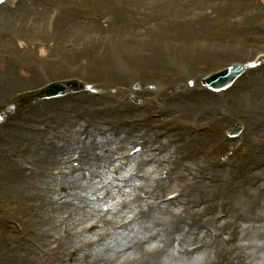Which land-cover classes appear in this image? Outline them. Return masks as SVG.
<instances>
[{
    "label": "bare ground",
    "instance_id": "6f19581e",
    "mask_svg": "<svg viewBox=\"0 0 264 264\" xmlns=\"http://www.w3.org/2000/svg\"><path fill=\"white\" fill-rule=\"evenodd\" d=\"M248 1L63 0L64 7L61 18L64 19L73 18V15L69 13L70 7L65 5L100 4L104 16V20H101L105 28L100 29L98 24H86L73 19L71 23L63 25L62 29L57 32L59 16L55 23V35L51 42L57 43L59 48L62 47L57 59L64 61L66 68H58L60 72L56 70L61 74H67L70 72L68 68L77 72V67H79L78 73L82 76L88 74L86 78L95 76L93 75L95 73L106 72L110 75L111 81L122 85L132 84L130 80L136 76L135 80L139 78L144 82V89L156 88L154 92L145 91L142 94V98H145L147 102L162 108V111L159 110L160 114H163L162 118L159 121H153L154 124L151 125V128L155 129L156 125L167 124L170 115L174 117V119L171 118L174 120L172 126L177 127V133L183 138L180 146L192 152V159L182 163L181 169L173 175L177 177V186L185 187L190 198L187 199V211L184 215L175 213V203L159 206L154 205L153 201L149 203L147 201L139 202L137 205L135 202L130 204L123 202L121 208H118L117 200L119 198L116 196L118 183L109 178L111 173L115 176L120 173L112 169L114 166L112 152L115 149L113 145L117 141L112 136L102 140L101 146L96 148L101 156L96 165L88 164V167L93 169L91 179H88L87 175H83L82 170L87 167L83 159L80 160L83 162V166L77 165V171L72 178L58 179L52 176L49 170H43V167L58 164L61 160V153L60 151L45 152L43 144L49 135H63L65 126L70 127L72 120L69 115L64 116L62 114L59 103L53 102V105L46 103L40 108L37 107L26 115L19 116L16 120L30 122L28 130L20 123H13L9 127L3 124L0 126V152L3 151L0 153V200L7 199L5 204L8 203L11 207L18 209L16 213L13 212L16 218L21 223H24L25 216L33 218L36 228L41 231L40 239L43 241H46V234L43 231L51 229L52 232L49 233L50 237L46 242L49 247L52 245L50 240L55 229L52 227L53 221L62 218L61 214L59 216V212L54 206L44 211H25L19 203L22 195L47 198L56 190H62L63 194L68 197L64 192L66 190L72 192L74 199L72 202L75 206H72L71 213L74 214V218L71 220V225L78 227L88 223L82 230L90 235L96 232L101 234L100 236L106 237L108 230L103 231V227L109 229L112 225L111 221L129 219L128 216L123 218V213L129 210L135 212V219L130 226L125 228L122 225L123 229L115 233V239H108L95 248L84 247V238L76 235V233L75 239H71L74 233L64 234L63 240L57 243V249L54 251V261L47 264H221L220 258H223L227 264H263L261 260L264 259V191L260 192L257 185L260 182L264 184V169L257 171L254 170V167L256 161L264 160V151L255 145L256 141L262 145L264 139V93L261 94V91H264V76L261 81L256 76H251L248 82H244L243 76L231 90L220 94V99H223L221 110L224 108L225 111L217 112L206 122L209 128L215 131L212 135L206 132L199 136H192L191 139L187 138L184 136L188 131L184 125L183 116L186 110L203 116L204 103L213 107L212 104L216 103L218 98H214L206 90L195 89L190 92L179 90L182 98L171 97L167 100L168 102L160 100V97L166 93V89L162 90L161 87L165 79H168L166 81L170 86L190 85L191 79L198 77L192 64V60H196L197 57L202 56L203 60L212 62H224L230 57L236 58L240 63L251 62L249 49L256 48V45L264 47V34L259 33L256 27V24L264 19V8H261L257 16L252 18L245 9ZM197 4L208 7L206 17L201 18L198 23L184 21L182 19L183 10L188 6ZM130 8L137 10L143 17H146L141 28L121 27L120 21L129 14L126 10ZM238 10L244 14L233 12ZM252 10L250 9V12ZM45 11L46 8L42 6H38L34 12L26 11L24 4H21L17 12L21 19L32 17L34 19L32 27L28 30L26 27L16 29L13 22L10 23L8 19L0 15V28L8 29L13 40L18 43L24 42L26 38L38 39L45 33V30L41 28L42 14ZM228 11L231 12L225 14ZM194 17L195 15L191 19ZM162 18L169 20L165 27L157 24V20ZM16 19H18L17 16ZM238 23H242L244 26L242 30H238L236 25ZM246 28L253 31L251 35ZM82 30L100 31L99 42L95 44V41H91L90 35L86 33V36H83L86 42H83V46L79 50L80 44L78 46L75 44L79 43H76V39L80 40L84 34L81 33ZM111 30L112 32L109 34L108 31ZM129 30L132 31V34H140L139 36L142 38L138 39L136 35L132 34L127 35V37L123 36L124 33H129ZM72 33L75 34L73 40H71ZM226 37L231 39L228 44H225L223 40ZM240 40L243 42L239 43ZM192 48L199 53H193ZM260 52H264V50ZM27 70L33 72L37 83L42 82L45 73L46 76L54 74L52 71L45 72L42 68L31 67L27 58L14 55L13 45L9 46L5 43L3 45L0 41V71H3L4 74L3 81H0V100L12 88H18L16 87L17 80L12 78L14 74L22 75ZM188 81L190 82L188 83ZM123 94L130 96L131 93L125 92ZM232 95L240 96L239 106L233 107V105L225 104V99ZM112 104L114 105L110 99H95L89 117L92 121H97L99 106L104 105V114L114 116V120L115 113L113 111L116 109L115 105L113 108ZM56 106L58 108L55 111L47 108ZM42 113L56 117V122L53 125L47 123L49 128L45 134L38 131L36 125V120H43ZM129 113L136 114V107L129 109ZM7 122L11 121L7 119ZM241 122L245 123L246 129L238 138L237 146L241 148L239 158L237 153H232L231 157H227L230 160L229 164L220 171L215 170L208 163L202 162L201 167L206 165V171L213 174L211 175L213 182H206L203 180L204 170L198 165L200 158L196 157V154L200 153L209 141L220 140L219 136L222 129ZM137 130V127L130 126H124L121 129L122 136L127 138L125 143ZM150 136H153L151 129L148 131L147 138ZM64 138L68 140L67 146L64 147L63 143L59 144L63 151H70L71 146L79 141L72 137L67 138L65 136ZM23 139H26L25 143ZM150 141L153 142V140ZM106 144L108 145L107 150L102 147ZM231 144L223 145L217 153L224 155L225 149L230 148ZM9 145L10 147L6 151ZM118 147L120 148V146ZM243 147L246 148L247 154L250 153V157H242ZM24 150H31V153L28 154ZM35 150H39V152L34 154ZM87 153L95 152L88 149ZM153 157L152 155L147 157L148 161L142 157L135 158L137 164H146L147 168L144 169L143 174L137 173V176L133 173H123L120 175L121 180L129 184L130 188L137 190L144 188L145 183H148L146 179H150L151 176V173L148 172H153L151 160H154L153 165H157L155 161H160ZM19 159L26 163L29 160L28 166L39 167V170L37 168L33 172L28 171L25 177L20 179V175L13 169L14 167L25 168ZM206 159L209 160L208 157ZM254 160L255 163H253ZM236 161L240 165L235 171L230 163ZM1 164H6L7 167ZM156 167L159 169V166H155V170ZM239 170L240 172H238ZM213 177H221V180H215ZM225 178H227V182H225ZM230 180L236 181V183L229 188L230 194L225 197L223 193ZM167 185L162 182L157 185L154 191H148L147 193L151 194L149 200L161 193L170 191L172 188ZM149 188V186L145 187L147 190ZM85 189H87V196L84 195ZM128 191H125L124 194ZM194 199L198 201L196 205L200 208L197 211L193 210ZM257 199H260L258 205ZM226 203L227 206H225ZM65 207L71 208L68 205ZM218 208L220 211L225 210L222 221L214 218V209ZM188 217L203 219L204 221L192 227L183 225ZM155 220L160 224L166 222V226H170L169 231L159 230V223H154ZM205 222L216 227L217 237L214 239L208 237V229H203L204 226L201 224H205ZM156 224L158 225L156 226ZM73 226L68 225L67 228ZM55 232H59V230L56 229ZM148 232L153 237L140 240V242L143 241V244H147L146 246H140L139 241L132 239L136 235L147 234ZM11 233L12 229L7 223L0 227V259L3 260L0 264H39V257L36 259L37 253L34 249L28 250L22 246L23 243L14 252L6 250L4 240L9 238ZM56 234L57 237H60L62 233ZM118 237L120 238L119 242L117 241ZM196 245H199L198 251L194 249ZM187 248L191 250L192 254L186 250Z\"/></svg>",
    "mask_w": 264,
    "mask_h": 264
},
{
    "label": "rangeland",
    "instance_id": "374dc122",
    "mask_svg": "<svg viewBox=\"0 0 264 264\" xmlns=\"http://www.w3.org/2000/svg\"><path fill=\"white\" fill-rule=\"evenodd\" d=\"M8 1H12V0H8ZM42 1L43 0H20V4H24L25 10H29L30 7L35 8V10H36L37 6H41V5H44L47 8L46 9L47 11L43 12V14H42L41 28L44 29V24H45V20L47 18V15L52 14V13H56V11L51 8L52 5H54V3H56L58 1L59 5H61L60 11H62V12H63L64 5L62 4V0H45V2L48 3V4H44ZM98 5H100V4H98ZM100 8H101V6H95V7H93V6L86 7V6H83V5L80 6V7L71 6L69 8V13H71V15H73V18L72 17H68L66 19H64V18L60 19L58 26H59L60 29H62L63 25H65L67 23H71V21L73 19L77 20V18L79 19V17L82 18V20H83L82 22L83 23L89 24L93 20V15H97V14H99L101 12ZM258 8H264V0H250L247 3V6H246L245 9H247L248 14L250 15V9H257L258 10ZM207 11H208V7L207 6H201V5H198V4L197 5H193V6H188L187 8H185L183 10L182 17L185 19L186 22H192L191 17L193 15L197 16L199 13L207 12ZM229 12H231V11H228L225 14H227ZM233 12L243 13L244 14V12H242L240 10L233 11ZM8 14H9V12H8ZM0 15L3 17L1 12H0ZM140 17L143 18V16L140 15V13H137L136 11L131 9L129 11V14H127L124 18L121 19V21H120L121 27H128V28L133 27V19H140ZM26 20L27 19H24V20L21 21V19L17 20L16 18L14 19L13 17L9 16V21L14 23V27H16V29L19 28L21 26V24L24 26ZM31 20L33 21L34 19L31 18ZM79 20L81 21V19H79ZM259 24L260 25H264V20L263 19L260 20ZM81 33H84V30H82ZM251 33L252 32L250 31L249 34H251ZM130 34H132L131 30H129V33H127V34L124 33L123 36L127 37V35H130ZM132 35H136V38H138V39L142 38L141 36H139L140 34H138V33H133ZM83 36H86V32L80 37L83 41L81 39L80 40L76 39V43L77 42H79V43L75 44V46H78V44H81V47H82L83 42L84 43L86 42V39L83 38ZM90 36H91V39L93 41H95V43H98V40L100 38V34H98L95 31H92L90 33ZM74 37H75V34L72 33L71 34V40ZM11 38H12V36L10 35L8 29L0 28V41H1V43L3 45H4V43L6 45L8 44L9 46L13 45L14 55L15 56L27 58L28 64L31 67H33V68H42L45 72L46 71H48V72L52 71L54 74L46 76V73H45L41 83H37V79L34 78V76L32 74L33 73L32 71L30 72V71L27 70V72L23 73L22 75L14 74V76L12 78L17 80L18 83L16 84V87H18V88L17 89L12 88L11 90H9L4 95V97L0 100V105H2V102L4 100L10 99L13 96L14 93L21 92L24 89L37 90L38 88H45L47 85L52 84V83H63V82H66V81H75L76 80L77 82L86 84L89 87L91 86V88L92 87L95 88L98 85L103 84L104 85V89H101V90H104L106 92L104 97H101V96L90 97L91 94L86 96V94L84 92L81 93V94H71L68 97H66L65 100H63V101H61L59 103L60 107L62 109V114L64 116L69 115L71 120H72V122L70 124V127L64 129V134H63L64 137L65 136L67 138L72 137V138L77 139L79 141H76L78 143L77 144H73L71 146V148H70L71 150L70 151H63L62 146H60L59 144L63 143L64 147H66L67 144H68V140H66L63 137V135H58V136L49 135L48 139L43 144L45 152H47V151L59 152L60 151L61 154L60 153L59 154L61 155L60 156L61 160H60V162L58 164H54V165L48 166V167H46V166L43 167V170H49L50 174H53L54 170L55 171H59V167H63V168L65 167V165L63 166L61 164V162L65 163L66 160L73 159L74 162L76 160L78 162V163L77 162L76 163L78 165H80V166H83V162L86 164L87 167L84 168L83 170L89 176L88 179H91L90 176H92L91 173L93 172V169H90L88 167V164L92 163V164L96 165V163L101 159L100 158L101 156H100L99 152L96 150V148L101 146V141L102 140L110 138L109 136L104 135L102 132L104 130L108 129V128L112 131L113 128H114V126L112 127V126H110V124H108L109 125L108 128H105L106 121L107 122H112V123L116 122V121H119V122L121 121L123 123V125H124V123H125V122H123L124 120H127L128 118H131V117H136L138 115L139 124L141 122V123H143L145 125V129L143 130L145 138H143V141L146 140L147 148L143 149L145 151L144 158L149 157L150 155H152V156H155L156 160H160V161H155L157 165H153L154 160H151V166H152L153 172H148V173H152V179H146L148 181V183H145L144 188H142V190H141L142 194L139 195V196L141 197V199L147 200L148 203L150 201H153L154 204H158V201H160V199H161L160 197H161L162 193L160 195L156 196V197H153L152 200H148L147 197H148L149 193L147 194V192L150 191V190L153 191L156 188L157 183H159V181L162 180V179L167 180V182L171 181L172 182L171 185L175 186L174 190L182 188L181 186H177V183H178L177 177H175L173 175V174H175L177 172H175L174 170L173 171L169 170V168L166 167V165H171V167L174 168L172 166L173 162L170 159V157L172 155V153H171L172 146L176 142V139H174L172 134H171L174 130H177V127L172 126L174 124V120H173L174 117L170 115L169 118H168L167 124H162V125H158V126L156 125V128L152 129L151 125L154 124L153 123L154 119H152V117H151V112H145V113L141 112V110H143L141 106L144 103H145L144 105H146V106H149V107L152 106L151 111H159V110L162 111V108H160L158 105L151 104L150 102H147V100L145 98H142V96H143L142 94L145 91L146 92H154V90L156 88L149 87V90L144 89V87H145L143 85L144 82L139 80V78L137 80H135L136 76H133L131 78L130 81H132V84H130V85H122V84L115 83V82L111 81V79L109 78L110 75L106 74V72L95 73V74H93L95 76H92L90 78H86V77H88V74H86L85 76H82V74L78 73L79 70H80L79 67H77V72H73L72 68H68L70 70L69 73H67V74L66 73H62L61 74V73H59L60 71H59L58 68H60V67L66 68V63L64 61H62V60L57 59V57H58V55H59V53L61 52V49H62V47L59 48V45L57 43L47 42V39H46L45 42H41V43L32 42L33 45H31L30 42L34 41L35 38H27L22 43H20V42L18 43L15 40H13V38L12 39ZM223 40H224L225 44H228V43H230L231 39H230V37H226ZM242 42H243L242 40L239 41V43H242ZM200 43H201V41L199 42V45H200ZM252 46H255V45H252ZM262 50H264V47H262L260 45H258V46L256 45V48L249 49V51H248L249 52V56L252 59H254V58L256 59V56H254V55H257ZM192 52L193 53H199V51H196L193 48H192ZM234 60H237V59L234 58V57H230V58H227L224 62H210V61L203 60V57L200 56V57H197L196 60H192V64H193L194 69H195L194 72L196 71L195 72L196 74H198L199 76L203 75V77H204L205 74L210 72V71H214L216 69H220L221 67L225 68L232 62L236 63L237 61H234ZM246 63H248V62H245V63L237 62V64H240V65L245 66V67L247 65H243V64H246ZM253 69H255V68L249 67L243 73L241 78L244 76L243 77L244 82H248L251 79V76H256L259 81H261L263 79L264 69L263 68L256 69V70H253ZM144 75L148 76L147 74H144ZM3 76H4L3 71H0V81H3V79H4ZM200 78L197 77L195 79H191V82L188 81V82L191 83L190 85H173V86H170L169 83L166 81L168 79H165L163 81V86H161V87L162 88L165 87V88H167L169 90L164 95H162L160 97V100L168 102L167 100L169 98H171V97H181V95L179 93V90L181 92H190V91H193L195 89H204V88L201 87V83H197V80H199ZM238 80H236L234 84H236V82ZM142 89H144V90H142ZM106 90H108V91H106ZM204 90H206V89H204ZM111 92H113V93H111ZM125 92L131 93L130 97L126 96L127 94L123 95V93H125ZM224 92H221V93H224ZM221 93H218V94L217 93H212L213 94L212 96L214 98H218V101H216V103L212 104L213 107H210L209 104H205L204 103L205 109L203 111L204 112L203 116L199 115V114H196L194 112H191L189 110H186L185 114L183 116L184 125H187V128H188V123H192V125H196L197 124V125L201 126L204 123H206L210 117H212L214 114H217V112H219V111L224 112L225 111L224 108H223L224 111L221 110V105L223 103V101H222L223 99H220V97H219ZM263 93H264V91H261V94H263ZM120 95L122 97H120ZM105 98H109L112 101V103H114V105H115L116 111H113L115 113V119L113 120L114 116H109L107 114H104L105 110H103V108L105 106L104 105H100L99 106V111H97V116H99V118L97 119V121H92L91 118H88L89 115L91 114V112H89L88 114L84 113V111L86 110L84 108H87L88 110L92 111L91 107H93L95 99H105ZM133 99L135 101H141L140 103H136L137 110H138V111H136V114L131 115V114L128 113L126 115H122V113H120L121 110L123 111V109L125 107L129 108V106L127 104L130 103L131 101H133ZM240 100H241L240 96L232 95L229 98H227V100L225 101V104L233 105V107L235 105L237 107V105L238 106L240 105ZM47 105H53V102L52 103H48ZM114 105L112 104L113 108H114ZM47 108L48 109H52V111H54L58 107L56 106V107H47ZM159 112L157 114H155L156 112H154L152 114V115H154L155 119H156V117L158 118V119H156V121H159L161 119V114H159ZM191 115H193V116H191ZM5 118H8V116L5 115ZM171 118H173V119H171ZM16 119H17V117L14 118L13 120H11V123L12 124L13 123H20V124H23V125H29L30 124V122L16 121ZM52 119L54 120L55 118H52ZM169 119H171V120H169ZM7 123H10V122H7ZM7 123H5L4 126L7 127ZM51 124H53V123H51ZM180 124H183V123H180ZM36 125H37V128H40V124H38V121H36ZM45 125H48V124H45ZM103 125H104V127H103ZM170 127H173V128H171L168 131L164 132L165 129H168ZM150 129L153 132V136H150V137L147 138L148 131ZM38 131H40L41 133H45V131L42 128H40ZM138 131L137 132L136 131L133 132V134H132L133 136H132V138H130L131 140H135ZM189 131L187 133H185L184 136L188 137L189 136ZM80 132L83 134V137H79ZM174 136L182 137L179 134H175ZM23 140H24V143H25L26 139H23ZM150 140H153V142L150 141ZM74 142H75V140H74ZM115 146H117V144L113 145V147H115ZM165 146H166V149H165V153L166 154L165 155L167 157L161 153V150H164ZM9 147H10V145L7 147L6 151L9 149ZM102 147L105 150H107L108 145L106 144V145H104ZM177 147H178L180 153H185V154L186 153H189V154L192 153V152H190V150L181 147L180 144ZM122 148H124L127 152H130V154L133 153V150L135 151V153L137 152V149H133L134 148L133 146L130 147L129 145H125L124 144L122 146ZM88 149H91L95 153H87L86 154V151ZM210 149H211V147L208 146V144H206L203 147L202 151L200 153L196 154V157H199L200 159H204L205 157H207V152ZM2 152L3 151H1L0 153H2ZM38 152H39V150H35L34 154H37ZM118 152L122 153L120 150ZM127 152H124L123 155H125V153H127ZM30 153H31V151L29 152V154ZM43 154H44V152H43ZM115 155H117V152H112V156H113L112 158L113 159H114ZM74 156H75V158H74ZM221 156L222 155L214 156L213 159H217L218 157H221ZM81 159H83V162L80 161ZM19 160H20V163H23V167H25V168H23L24 170L22 169V167H14L13 169H14V171H16V173H18L20 175V179H23L25 177V175H26V172H28V171L33 172V170H36L37 168L39 170V167L28 166L29 160H28L27 163L23 162L21 159H19ZM113 163H114V166L117 168L118 165L114 161H113ZM65 164H66V167L69 166L67 163H65ZM130 164H131L130 165L131 166L130 169H132L134 174L137 173V172L139 173V171H140V174H143L142 172L144 171L145 168H147L146 164L145 165L144 164L143 165L137 164L135 160H133V162H131ZM1 165L7 167L6 164H1ZM155 166H159L160 170L155 171V168H154ZM126 169L127 168L125 166L124 170H126ZM64 171H68V170L64 169L63 172ZM95 176H97V175H95ZM111 176L112 175H109L110 180H112ZM2 183H3V181H2ZM146 186L150 187L149 190L145 189ZM87 189L84 190V195H86V196H87V194H86V192H87L86 190ZM69 190H71V189H69ZM124 190H125V188L123 186L119 187V189L117 190V194H121L122 191H124ZM174 190L167 191L166 193H164L162 195L167 196L170 193H172V191H174ZM63 191H64V189H63ZM56 193L62 194V197L57 196ZM64 193L68 197H65V198L63 197L62 190H56V192H53L47 198L38 197V196H35V195H22L20 197V200H19V203H20L21 207L25 211L36 210L35 209V203H37V202H42V204L45 205L43 210H46L48 208L49 209L52 208L53 206L55 207V205H60L62 203V201H64V204L59 208L60 210H62V212H60L58 210V212H59L58 213L56 211L59 214V216L61 214L62 218L55 219L53 221V224H52V227L55 228L53 233H52V235H51V236L55 235L54 238H52L51 241H50V243H52V245L50 244L51 246L48 247V245H46V243H44V241L42 242V240H40V237H38L39 232H38L37 236L34 237V242H36V244L39 243V245L45 251H47L51 255V257H52V255L54 256V254H53L54 245L59 243V242H61L63 240V235L64 234H66V233L73 234V233H75V231L77 229L81 230L88 224V223H85V226H83L84 224H82V225H79L78 227L71 225V220L74 218V214L71 213L72 209H73L72 206H75V204H73V202H72L74 199L72 197V192L70 193L68 190H66V192H64ZM136 194L138 195V193H136V190H133L132 191V196H136ZM124 196H127V194L125 193L122 197H118L119 200H120L119 203L124 202V203L130 204V202ZM186 197H189V193L186 195ZM60 198H62V199H60ZM196 199L198 200L199 198H196ZM251 199H253V198H251ZM116 200H117V198H116ZM5 201H7V199H1L0 200V227L5 225L7 223V220L8 221H14L15 223L20 222L19 219L16 218V216L14 214V213L17 212L18 209L16 207L15 208L11 207L10 204L8 205V203L5 204ZM194 201H195L194 203L196 205V203L198 201H196L195 199H194ZM194 203L192 202V204H194ZM12 205L14 206L13 203H12ZM67 205L70 206L71 208L67 209L65 207ZM178 207H181V206L176 204L175 210ZM55 208H57V207H55ZM193 210L197 211L195 208ZM132 214H133V211L129 210V211L123 213V218L126 217V216H132ZM8 216L11 219H9ZM111 217L112 216L110 215V218ZM24 220H25L24 221L25 225H27L30 222H33L30 226L33 227V228L34 227L36 228L33 218L25 216ZM194 220H196V219H194L192 217H188V221L189 222H192ZM202 221H204V220L203 219L202 220H198L199 223L202 222ZM113 222L114 221H111L110 223H113ZM154 223H159V222L155 220ZM205 224H209V223L205 222ZM68 225L69 226H73V227L67 228ZM157 225L158 224H156V226ZM204 227L205 228H209L211 226L205 225ZM56 229L59 230V232H55ZM160 229L164 230V228L162 227L161 224H160ZM14 230H15L16 237H19V234L22 232L21 226H18L17 228H14ZM79 230H77V231H79ZM102 230L106 231L107 228L103 227ZM51 232H52L51 229H45L43 231V233L46 234V236H47V234H49ZM56 233H62V234H61L60 237H57ZM98 235L99 234H97L95 232L93 234V236L90 238V241L92 240V242H94V240L98 237ZM81 236L84 238L83 243H86L89 240V238L86 237L85 235H81ZM151 237H153L152 234L150 232H148L147 234L136 235L132 239H135L136 241H140L143 238L146 239V238H151ZM71 239H75V235ZM119 239L120 238L118 237L117 241ZM47 241H48V237H46V242ZM11 243H13V242H10L8 244V247H10ZM15 245H16V243H15ZM39 256H40V258H42V256L40 254L39 255L37 254L36 259ZM67 257H68V254L66 255V259H67ZM261 261L264 264V259H262Z\"/></svg>",
    "mask_w": 264,
    "mask_h": 264
},
{
    "label": "snow or ice",
    "instance_id": "6c2138e0",
    "mask_svg": "<svg viewBox=\"0 0 264 264\" xmlns=\"http://www.w3.org/2000/svg\"><path fill=\"white\" fill-rule=\"evenodd\" d=\"M0 2H2V0H0Z\"/></svg>",
    "mask_w": 264,
    "mask_h": 264
}]
</instances>
